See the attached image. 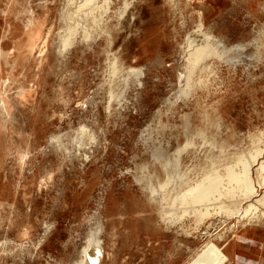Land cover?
Segmentation results:
<instances>
[{
    "label": "rangeland",
    "instance_id": "rangeland-1",
    "mask_svg": "<svg viewBox=\"0 0 264 264\" xmlns=\"http://www.w3.org/2000/svg\"><path fill=\"white\" fill-rule=\"evenodd\" d=\"M72 1L0 0V264H73L96 232L98 264H184L263 221L264 183L224 174L264 150V0H95L67 44ZM191 39L213 52L187 73ZM205 168L231 192L174 204Z\"/></svg>",
    "mask_w": 264,
    "mask_h": 264
},
{
    "label": "bare ground",
    "instance_id": "bare-ground-1",
    "mask_svg": "<svg viewBox=\"0 0 264 264\" xmlns=\"http://www.w3.org/2000/svg\"><path fill=\"white\" fill-rule=\"evenodd\" d=\"M71 2H73V1L72 0H67V3L69 5H70ZM77 3H78V1H77ZM74 4H75V2H74ZM97 4L98 3H95V0H82V2L79 1L78 4L74 5L75 8L68 9L67 11L62 13V15H66L67 16L68 23L66 24V26H67V30L70 31L69 35L67 37V44H72V41H75V37H77V36L80 39H82V40H85V39L89 38L90 33L87 30V26H86V21L87 20L86 19L89 18L88 16H93L94 15V13H93L94 10L98 9V6H99ZM69 5H68V7H69ZM30 24H31V22H30ZM32 24L35 25V23H32ZM37 29L38 28H36L35 32H37ZM32 32H34V31H32ZM78 33H80V34H78ZM10 35H12V34L10 33ZM19 35L22 36L20 33H19ZM35 35H38V34H35ZM36 37L34 36V38H36ZM208 38L209 37L207 35H203V39H208ZM195 40L196 39H191V42L189 44L190 48L192 47V49H191V51L188 52V57L187 58H188V61H190V62L188 63V65L186 67L187 73H188V70H193V68H194L193 65L194 64H195V67H198L204 61L203 59L208 57V55L213 52V50L209 47L210 45L207 46V45H204V44H199V43H196ZM5 44H6V42H5ZM2 47H3V45H2ZM30 53H31V51H30ZM0 54L2 55L3 53L0 51ZM6 55L3 58H6ZM7 56H9V55H7ZM12 57H14V56H12ZM8 58H11V57H8ZM14 73H18V72L16 71ZM10 74L11 73H9V76L12 77V75H10ZM16 76L14 75V77H16ZM113 79H114V77H113ZM115 79H117V78L115 77ZM123 79L125 81L127 78L124 77ZM111 81L113 82V80H111ZM16 82H17V80H16ZM118 82H119V80H118ZM110 83H109L110 88H112L111 86H113V85L110 84ZM124 83H126V82H124ZM23 86L24 85L22 84V87ZM113 87H115V85ZM2 99L4 100V98H2ZM3 110H5V109L3 108ZM84 130H85V128H84ZM81 131H82V129H81ZM85 132H87V131H85ZM80 135H81V133H80ZM78 144H76V145H78ZM80 145L81 144H79V146ZM262 151H263V154H262L261 159L256 161L257 173L255 175L256 176V180L253 183H252V179L249 176L250 167L248 169V167L246 166L247 165L246 162H242L243 167L239 171H233L232 168L229 167V164H228V167L226 168V173L224 174L225 175L224 176L225 177L224 178L225 181L230 183V185L232 184V182H234L235 186H237L236 189L238 191L243 190V193L245 195H251L252 196L253 194H257L256 192L259 191V187L261 185H263V183H264V150H262ZM239 159L243 160L242 158H239ZM249 166H250V164H249ZM164 168H165V166H164ZM205 169H207V168H205ZM148 174H149V172L147 173V175ZM148 177H149V175H148ZM222 177H223V175H220V174L216 173V169H209V170L207 169L202 178L196 179L193 182L189 181V179H187V178L182 179L181 177H179L178 182H175V185H174L175 193L172 196V201L176 205H178L180 203H183L185 206L190 208L193 205L194 202L201 203L203 201L204 202L205 201H210L212 199H215V198L219 197L220 196L219 194H223V196H226L228 193L231 192L230 188H225L224 190L220 189L221 192H216V191L219 190V188H222V184H223L222 181H221ZM160 183H163V180L160 181ZM41 187H42V185H41ZM229 198H230L229 201L232 203L233 202L232 201L233 200L232 197L229 196ZM161 200L165 201L166 203L168 202V199H167V197L165 195L161 196ZM237 200L238 199H236V201ZM262 203H264V189H263L261 195L259 197H256V198L252 199V202H249L248 205L251 204V207L253 206L252 209L255 210L254 212L253 211L252 212L254 214L257 212V214H258V211H260L259 209H260ZM236 210H237V208H236ZM194 211L195 210L193 209V212ZM247 211H249V210H246L244 213L241 214V216H244V214H246ZM90 248L93 249L92 253H91V251H89ZM101 255H102L101 247L99 245V239L97 237V232H96L93 235H91L90 238L87 240L86 245L82 249V254H81L80 259L77 260L76 262H74L73 264H98ZM226 261H227V257L224 254V252L222 251V249L218 245H216L214 242L207 241L184 264H225Z\"/></svg>",
    "mask_w": 264,
    "mask_h": 264
},
{
    "label": "crops",
    "instance_id": "crops-1",
    "mask_svg": "<svg viewBox=\"0 0 264 264\" xmlns=\"http://www.w3.org/2000/svg\"><path fill=\"white\" fill-rule=\"evenodd\" d=\"M238 229L222 246L225 264H264V218Z\"/></svg>",
    "mask_w": 264,
    "mask_h": 264
}]
</instances>
